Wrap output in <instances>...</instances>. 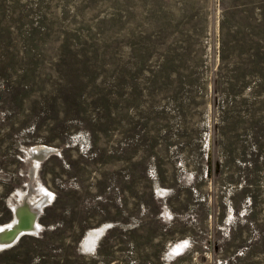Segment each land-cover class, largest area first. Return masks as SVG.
I'll use <instances>...</instances> for the list:
<instances>
[{
  "label": "rangeland",
  "instance_id": "374dc122",
  "mask_svg": "<svg viewBox=\"0 0 264 264\" xmlns=\"http://www.w3.org/2000/svg\"><path fill=\"white\" fill-rule=\"evenodd\" d=\"M19 204L0 264H264V0H0Z\"/></svg>",
  "mask_w": 264,
  "mask_h": 264
},
{
  "label": "water",
  "instance_id": "95a60500",
  "mask_svg": "<svg viewBox=\"0 0 264 264\" xmlns=\"http://www.w3.org/2000/svg\"><path fill=\"white\" fill-rule=\"evenodd\" d=\"M57 150L51 147H47L44 145H37L29 148L27 150V162H36L40 163L47 157L52 154H56ZM42 204L40 203L38 207H42L45 205L46 201L42 200ZM26 212L28 214V220H24L21 217L22 212ZM35 218V213H33L28 205H16L14 207V218L13 222L10 224L12 228H8L6 232L0 231V246L6 245L4 242L9 241V243L16 238L18 235L24 232H37V227L34 225L33 221ZM9 226V225H8ZM7 226H4V228ZM8 243V242H7ZM4 244V245H3Z\"/></svg>",
  "mask_w": 264,
  "mask_h": 264
},
{
  "label": "bare ground",
  "instance_id": "6f19581e",
  "mask_svg": "<svg viewBox=\"0 0 264 264\" xmlns=\"http://www.w3.org/2000/svg\"><path fill=\"white\" fill-rule=\"evenodd\" d=\"M23 198H24V197H23ZM21 217H22L24 220H26V221L28 220V214H27L26 212H24V211L21 213ZM33 223H34V221H33ZM10 224H11V223H10ZM34 225H35V224H34ZM8 228H12L11 225H9V226H7V227H5V228H4V227H0V231L4 233V232L7 231ZM7 242L9 243V241H7ZM7 242H4V243H5V244H8ZM3 245H4V244H3Z\"/></svg>",
  "mask_w": 264,
  "mask_h": 264
},
{
  "label": "snow or ice",
  "instance_id": "6c2138e0",
  "mask_svg": "<svg viewBox=\"0 0 264 264\" xmlns=\"http://www.w3.org/2000/svg\"><path fill=\"white\" fill-rule=\"evenodd\" d=\"M175 252H179L180 251V248L178 247L177 249L174 250Z\"/></svg>",
  "mask_w": 264,
  "mask_h": 264
}]
</instances>
